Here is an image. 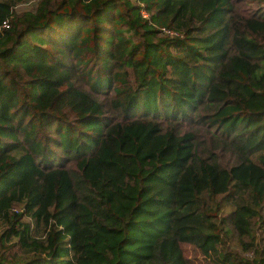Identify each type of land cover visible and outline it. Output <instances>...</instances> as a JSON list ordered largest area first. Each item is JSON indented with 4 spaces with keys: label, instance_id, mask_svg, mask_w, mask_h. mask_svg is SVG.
I'll use <instances>...</instances> for the list:
<instances>
[{
    "label": "trees",
    "instance_id": "obj_1",
    "mask_svg": "<svg viewBox=\"0 0 264 264\" xmlns=\"http://www.w3.org/2000/svg\"><path fill=\"white\" fill-rule=\"evenodd\" d=\"M24 1L0 0V264H264V0Z\"/></svg>",
    "mask_w": 264,
    "mask_h": 264
},
{
    "label": "rangeland",
    "instance_id": "obj_2",
    "mask_svg": "<svg viewBox=\"0 0 264 264\" xmlns=\"http://www.w3.org/2000/svg\"><path fill=\"white\" fill-rule=\"evenodd\" d=\"M34 1L33 0H25L22 4L15 7V11H21L25 9H29L33 6ZM249 7H245V10H248ZM163 34V33H162ZM165 35V34H163ZM169 36V35H168ZM137 38L134 37V40ZM183 255L186 257L192 264H214L211 262L210 258H207L205 256H202L197 250L184 246L183 247ZM245 255V254H244ZM245 258H249V254L245 255Z\"/></svg>",
    "mask_w": 264,
    "mask_h": 264
},
{
    "label": "built area",
    "instance_id": "obj_3",
    "mask_svg": "<svg viewBox=\"0 0 264 264\" xmlns=\"http://www.w3.org/2000/svg\"><path fill=\"white\" fill-rule=\"evenodd\" d=\"M34 1H36V0H34ZM140 14H141V17H145V14L143 12H140ZM7 26H8L7 23L4 21V22H2L0 29H5V28H7ZM162 33L168 34V35H174L173 33L169 32V31H162Z\"/></svg>",
    "mask_w": 264,
    "mask_h": 264
},
{
    "label": "clouds",
    "instance_id": "obj_4",
    "mask_svg": "<svg viewBox=\"0 0 264 264\" xmlns=\"http://www.w3.org/2000/svg\"><path fill=\"white\" fill-rule=\"evenodd\" d=\"M162 32V31H161Z\"/></svg>",
    "mask_w": 264,
    "mask_h": 264
}]
</instances>
